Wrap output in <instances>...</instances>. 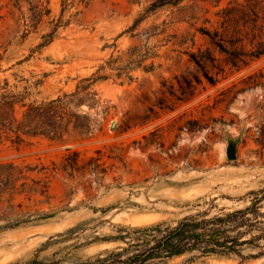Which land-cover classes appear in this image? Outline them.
<instances>
[{"label": "rangeland", "instance_id": "rangeland-1", "mask_svg": "<svg viewBox=\"0 0 264 264\" xmlns=\"http://www.w3.org/2000/svg\"><path fill=\"white\" fill-rule=\"evenodd\" d=\"M153 1L92 0L85 9L74 5L63 16L68 26L23 61L50 30L48 19L23 38L19 12L12 9L10 0H0V85L8 80L10 85L22 87L25 81L21 78L34 75L33 79H43L40 97L73 89L112 53L118 55L139 42L127 29ZM49 6L52 18H59L62 0H49ZM167 14L169 11L157 12L135 32ZM168 65H172L170 69ZM186 66L185 62L179 66L166 63L152 73L134 71L131 82L117 79L97 84L108 112H99L100 125L89 136L72 135L62 142L40 137L22 144H0V162L62 166L50 175L48 199L37 194L16 200L23 210L54 213L52 217L7 229L0 220V264L32 260L88 264L106 256L107 251L126 248L129 238L119 237L130 228L176 225L180 219L202 212L207 218L224 215L250 206L255 197L252 192L263 195L264 144L257 138L264 122V106H259L264 105V87L241 91L243 85L238 84L227 100L216 101L223 89L264 68V57L216 86H198L194 97L174 103L162 83L167 80L177 89L174 76ZM161 99L174 109H161L156 105ZM229 142L236 144L235 160L227 158ZM73 151L80 154L78 164L87 165L64 170L63 165L75 160ZM92 157L99 160L89 163ZM96 164L100 165L97 174ZM258 212L262 222L258 226L264 227V199ZM261 250L242 246L245 259L198 257L197 252H189L152 264H264V254L251 257Z\"/></svg>", "mask_w": 264, "mask_h": 264}, {"label": "trees", "instance_id": "trees-1", "mask_svg": "<svg viewBox=\"0 0 264 264\" xmlns=\"http://www.w3.org/2000/svg\"><path fill=\"white\" fill-rule=\"evenodd\" d=\"M91 2L62 0L61 16L56 19L52 18L49 0H10L12 9L19 12L18 21L24 26L23 38L36 32L46 19L50 26V30L42 35L41 44L23 61L49 45L61 27L68 26L69 21H64L63 16L69 8L80 5L85 9ZM160 11H169V14L160 22L153 21L135 32ZM127 32L139 42L118 55L112 53L90 76L81 77L73 89L55 97H40L43 79H33L34 75L21 78L25 81L22 87L4 80L0 85V144L7 141L22 144L29 138L40 137L62 142L72 135L93 134L100 125L97 120L99 112H108V107H103L97 84L117 79L121 83L131 82L136 70L152 73L166 63L179 66L185 62L186 68L174 76L177 89L173 84L168 85L167 80L162 83L176 100L174 103L194 97L198 86H216L229 75L264 57V0H155L134 20ZM161 58L163 61L156 60ZM238 84L243 85L241 91L264 87V68L223 89L216 103L227 100ZM156 105L161 109H174L173 105L165 106L162 99ZM259 131L257 139L264 144V122ZM72 156L75 160L63 165L64 170L86 167L87 164H78L79 152L73 151ZM98 160L92 157L89 163ZM60 169L62 166L59 168L55 163L49 167L0 162V220L6 222L4 229L54 215L40 210H23V204H16V200L21 196L31 199L37 194L48 199L50 175L57 174ZM99 169L100 165L96 164V174ZM101 172L106 170L101 168ZM262 192L261 197L259 192L251 193L255 197L250 206L224 215L207 218V213L202 212L186 216L176 225L159 223L130 228L119 237L122 240L129 238L126 248L107 251L106 256H99L88 264H152L189 252H197L198 257L234 255L245 259L241 252L244 245L262 248L257 255H251L260 256L264 254V227L258 226L262 222L256 215L264 199V190ZM127 251L131 252L125 256ZM25 264L42 263L32 260Z\"/></svg>", "mask_w": 264, "mask_h": 264}, {"label": "water", "instance_id": "water-1", "mask_svg": "<svg viewBox=\"0 0 264 264\" xmlns=\"http://www.w3.org/2000/svg\"><path fill=\"white\" fill-rule=\"evenodd\" d=\"M226 155L229 160H235L237 158V148L234 142H229L226 148Z\"/></svg>", "mask_w": 264, "mask_h": 264}]
</instances>
